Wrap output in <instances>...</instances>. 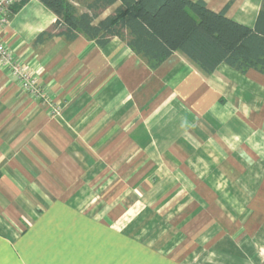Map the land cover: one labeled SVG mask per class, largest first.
Listing matches in <instances>:
<instances>
[{
	"label": "crops",
	"instance_id": "0c3cea01",
	"mask_svg": "<svg viewBox=\"0 0 264 264\" xmlns=\"http://www.w3.org/2000/svg\"><path fill=\"white\" fill-rule=\"evenodd\" d=\"M201 1L251 29L264 6ZM16 5L0 26V264H264V74H206L180 52L153 70L118 37L37 43L58 17Z\"/></svg>",
	"mask_w": 264,
	"mask_h": 264
},
{
	"label": "trees",
	"instance_id": "16d2710c",
	"mask_svg": "<svg viewBox=\"0 0 264 264\" xmlns=\"http://www.w3.org/2000/svg\"><path fill=\"white\" fill-rule=\"evenodd\" d=\"M29 0H20L14 11ZM57 17L53 30L37 37V43L54 36V30L71 40L84 34L101 46L118 37L155 70L180 52L204 73L225 63L246 73L264 74V6L254 29L227 17L228 6L219 13L201 0H94L79 13L69 0H39ZM119 3L107 18L97 21L103 10Z\"/></svg>",
	"mask_w": 264,
	"mask_h": 264
},
{
	"label": "built area",
	"instance_id": "2783aa9c",
	"mask_svg": "<svg viewBox=\"0 0 264 264\" xmlns=\"http://www.w3.org/2000/svg\"><path fill=\"white\" fill-rule=\"evenodd\" d=\"M19 1L20 0H0V26L8 22V17L11 9ZM0 59L5 61L9 65L10 63H14V61H12L10 51L2 43H0ZM12 74L20 81L22 88L25 91L29 92L33 97L39 96L40 90L36 86V80L28 71L25 70V68H23L19 64H15L12 70ZM60 112V108L53 109V113L56 115L60 114Z\"/></svg>",
	"mask_w": 264,
	"mask_h": 264
}]
</instances>
